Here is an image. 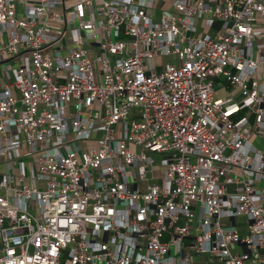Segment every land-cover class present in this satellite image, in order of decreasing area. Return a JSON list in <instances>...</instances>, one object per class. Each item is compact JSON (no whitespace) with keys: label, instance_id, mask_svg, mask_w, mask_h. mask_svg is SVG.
<instances>
[{"label":"built area","instance_id":"built-area-1","mask_svg":"<svg viewBox=\"0 0 264 264\" xmlns=\"http://www.w3.org/2000/svg\"><path fill=\"white\" fill-rule=\"evenodd\" d=\"M0 264H264V0H0Z\"/></svg>","mask_w":264,"mask_h":264},{"label":"rangeland","instance_id":"rangeland-1","mask_svg":"<svg viewBox=\"0 0 264 264\" xmlns=\"http://www.w3.org/2000/svg\"><path fill=\"white\" fill-rule=\"evenodd\" d=\"M168 59H169V58H164L165 61H167ZM151 155H152V158H153L155 161H158L159 158H160V156L157 155V154H155V153H152Z\"/></svg>","mask_w":264,"mask_h":264}]
</instances>
